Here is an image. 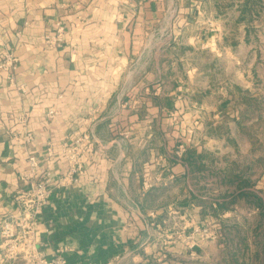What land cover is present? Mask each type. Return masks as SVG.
<instances>
[{"label": "crops", "instance_id": "obj_1", "mask_svg": "<svg viewBox=\"0 0 264 264\" xmlns=\"http://www.w3.org/2000/svg\"><path fill=\"white\" fill-rule=\"evenodd\" d=\"M228 10V0H0V65L13 60L0 68V226L21 216L29 182L48 178L34 223L45 257L138 263L149 242L136 209L172 168L171 110L219 90L209 58L229 48ZM84 136L79 182L60 187Z\"/></svg>", "mask_w": 264, "mask_h": 264}, {"label": "rangeland", "instance_id": "obj_2", "mask_svg": "<svg viewBox=\"0 0 264 264\" xmlns=\"http://www.w3.org/2000/svg\"><path fill=\"white\" fill-rule=\"evenodd\" d=\"M228 3L219 90L171 110L172 168L136 209V264H264V0Z\"/></svg>", "mask_w": 264, "mask_h": 264}, {"label": "built area", "instance_id": "obj_3", "mask_svg": "<svg viewBox=\"0 0 264 264\" xmlns=\"http://www.w3.org/2000/svg\"><path fill=\"white\" fill-rule=\"evenodd\" d=\"M60 30L61 27H58L57 31L60 32ZM55 42L57 43L56 40ZM7 67H13V60L10 57H6L5 62L0 65L1 69H6ZM54 114L53 109H50L47 113L49 117ZM88 139L89 136H84L78 145L67 150L66 158L72 166L67 174L59 180L58 185L60 187L79 182L77 175L80 176L82 174L78 163L79 154L83 150V144ZM23 140L26 143L31 142L32 135L26 133ZM28 160L31 168H36L34 157H30ZM75 174L77 175L75 176ZM48 184V178L29 182L28 188L20 195L22 203L21 216L4 220L1 223L0 234L3 239L1 259L11 262L21 260L24 264H68L67 260L60 255L51 258L45 257L37 247L39 239L34 231V223L36 216L47 203L50 194ZM147 187L149 185L145 186V188Z\"/></svg>", "mask_w": 264, "mask_h": 264}]
</instances>
